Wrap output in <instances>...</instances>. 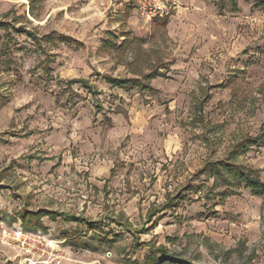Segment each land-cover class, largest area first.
I'll use <instances>...</instances> for the list:
<instances>
[{"label":"rangeland","instance_id":"374dc122","mask_svg":"<svg viewBox=\"0 0 264 264\" xmlns=\"http://www.w3.org/2000/svg\"><path fill=\"white\" fill-rule=\"evenodd\" d=\"M94 7L0 0V231L64 241L65 264H144L148 242L188 264H264L263 199L197 175L241 145L234 164L264 181V145L245 142L264 131V9L166 0L147 19ZM150 75L152 91L106 81ZM23 211L55 215L31 232ZM17 253L0 236V264Z\"/></svg>","mask_w":264,"mask_h":264},{"label":"trees","instance_id":"16d2710c","mask_svg":"<svg viewBox=\"0 0 264 264\" xmlns=\"http://www.w3.org/2000/svg\"><path fill=\"white\" fill-rule=\"evenodd\" d=\"M248 2H253V7L257 9H264V0H246ZM230 4L232 6L236 5V0H229ZM167 23H164L163 26H165ZM8 26L4 23L0 22V29L7 32ZM16 33L25 34L27 38L30 40L38 41L36 37L22 29L19 28L15 30ZM61 41V40H60ZM65 42V40H64ZM156 78V75H150L147 78V82H142L138 79H115V78H107V83L110 85V87L113 88H119V89H137V91L144 92V91H152V88L149 84L150 79ZM70 83H84L81 81H71ZM86 85V84H85ZM85 88L88 89V86ZM248 144H260L264 145V131H262L260 136H257L254 140H246L245 141ZM241 145H238L235 150L231 153V156L228 159H225L223 161H216V162H206L204 166L197 172V175L202 176L206 175L208 177H212L215 179V184H217V179L227 181L228 183L232 185H236L238 187L242 186L243 188L249 190L252 196L259 197L263 199L264 204V181H261L260 178L257 177L256 171L250 170L248 168H245L241 165L234 164V158L237 154L240 153V151H245L247 147L244 150L239 149ZM235 155V156H233ZM227 186V185H226ZM186 191L189 193H196L197 189L195 186H190V188H187ZM186 195V194H185ZM181 195L176 196L169 200L170 206L181 204L183 199H186L187 196ZM169 207V206H168ZM157 211L154 210V213L149 216L150 220L152 217L156 216ZM21 224L24 230L36 232L39 229H41V219L46 217H52L55 215L54 213L47 212V211H38L35 213L29 212V211H23L21 213ZM68 221V218L65 217ZM122 229L126 231L127 233H132V227L130 225L128 226H122ZM110 243V242H109ZM144 246L147 247L149 257L146 258L144 264H161V263H167V264H188L184 260H182V257L180 255H175L169 253L163 246L156 247L151 242L145 243ZM141 247V246H140ZM128 264H135L133 262H127Z\"/></svg>","mask_w":264,"mask_h":264},{"label":"built area","instance_id":"2783aa9c","mask_svg":"<svg viewBox=\"0 0 264 264\" xmlns=\"http://www.w3.org/2000/svg\"><path fill=\"white\" fill-rule=\"evenodd\" d=\"M166 0H93L94 9L100 14H114L117 10L128 7L134 8L147 19L162 16L166 11ZM2 242L17 250L10 264H65L71 261V253L61 247L64 242L50 239L41 233L11 231L2 228Z\"/></svg>","mask_w":264,"mask_h":264},{"label":"crops","instance_id":"0c3cea01","mask_svg":"<svg viewBox=\"0 0 264 264\" xmlns=\"http://www.w3.org/2000/svg\"><path fill=\"white\" fill-rule=\"evenodd\" d=\"M62 242H64V241H62Z\"/></svg>","mask_w":264,"mask_h":264}]
</instances>
